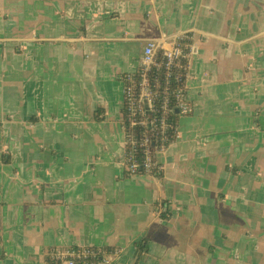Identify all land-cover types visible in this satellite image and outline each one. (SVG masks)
I'll return each mask as SVG.
<instances>
[{"label":"crops","instance_id":"1","mask_svg":"<svg viewBox=\"0 0 264 264\" xmlns=\"http://www.w3.org/2000/svg\"><path fill=\"white\" fill-rule=\"evenodd\" d=\"M150 40L187 48L194 106L160 177L126 174ZM146 239L140 264H264V0H0V264Z\"/></svg>","mask_w":264,"mask_h":264},{"label":"bare ground","instance_id":"2","mask_svg":"<svg viewBox=\"0 0 264 264\" xmlns=\"http://www.w3.org/2000/svg\"><path fill=\"white\" fill-rule=\"evenodd\" d=\"M150 44L154 45L155 47L153 54L154 62L162 65L160 71H157L154 68V66H150V69L147 72L143 71V67H145V63H146L145 50ZM16 49L19 52H22L25 49V46L23 43H20L18 46H16ZM188 54L189 52L187 51V48L179 42L174 44L172 50L165 49L163 47V44L158 40L155 41L150 40L146 42L144 46V51L142 53V57L140 59V68H139L140 81L132 82L130 86L131 89H133V91H135L136 93L148 89L153 94H157V95L163 92L176 91L180 94L181 97H186V105L191 110V114H193L194 106L186 96L185 94L186 90H182L181 88L178 87L179 83H181L183 78L186 76V71L188 69V66L186 64V61L188 59ZM171 57H173V61L169 63ZM168 63L170 64L169 66ZM168 75H171L172 77L169 82H167ZM144 78L147 79L149 85L140 84L141 80ZM155 81L159 82V86L151 87L150 84ZM125 97L128 98V95H126ZM179 104L180 103L177 97L174 99L173 98L170 99L166 103L164 102V99H154L152 102H150V106L152 109L151 114L155 117L156 121L154 123H148L147 127L154 135L157 134L161 135V125L162 123H165V127L167 129V136L162 145V147H165L164 149H167L173 142L177 140L178 127H179V122L178 123L170 122L169 119L170 114H165V111L173 109L174 112L171 114L175 113L181 116L183 110L179 106ZM172 135H174L173 142L170 141ZM158 151L154 153V157L156 159L159 155ZM125 159H126V165H128L129 163L127 161V157ZM161 172L162 169L160 168V165H157V169L155 170V172L154 171L149 172L146 168L140 167L134 174H138V175L148 174L151 176L158 177V173L162 174ZM160 211L162 212L161 209ZM165 211H167V209H165ZM57 251L61 252L60 254L64 259L67 258L68 256L72 257L76 261V264H110L112 262V259L118 254L117 250H109L107 248H100V247H55L52 249H48L46 251L45 264L60 263L58 259L59 253Z\"/></svg>","mask_w":264,"mask_h":264},{"label":"built area","instance_id":"3","mask_svg":"<svg viewBox=\"0 0 264 264\" xmlns=\"http://www.w3.org/2000/svg\"><path fill=\"white\" fill-rule=\"evenodd\" d=\"M154 45L150 44L146 50H145V67H143V71L147 72L150 69V66H154V68L157 71L161 70V64L155 63L153 60V54H154ZM173 61V57L170 58L169 63ZM168 63V66L170 65ZM168 81L171 80V75H168ZM140 81V80H139ZM142 85H149V82L146 78L141 80ZM151 87H157L159 86V82L155 81L150 84ZM128 91V103L127 107L124 112V119L123 123L125 126L129 128V131L126 132L127 139L126 144L128 145L126 157L128 161L127 170L130 174H134L140 167L146 168L149 172H152V162L154 157V152H152L149 148V144L152 143V147L156 145V141H151L153 139L157 140L161 146L160 149L157 151L164 152L166 149L165 147H162L164 140L167 136V129L165 127V123H162L161 125V135L157 134L154 135L147 127L148 123H154L155 117L151 114L152 109L150 106V102H152L154 99H164V102H168L170 99H172L171 92H163L159 95L153 94L150 90L145 89L142 92L136 93L133 91V89H127ZM179 100V106L182 108V114L181 116H189L191 114V110L186 105V97H181L178 95ZM166 105V104H165ZM174 110H166L165 114H171ZM141 129L149 130V133L145 135L141 134L140 137H138L136 134H134L133 130ZM143 151H142V150ZM132 154V155H131ZM136 155V156H135ZM138 157V158H137ZM59 253L58 259L60 261L59 264H76V261L68 256L67 258H63L61 256V252L57 251Z\"/></svg>","mask_w":264,"mask_h":264},{"label":"trees","instance_id":"4","mask_svg":"<svg viewBox=\"0 0 264 264\" xmlns=\"http://www.w3.org/2000/svg\"><path fill=\"white\" fill-rule=\"evenodd\" d=\"M123 80L125 81L124 82L125 83V87L126 88H129L131 86V83L133 81L138 82V80H139V74L134 75V77H132L130 79H129V76L128 75H124L123 76ZM182 86H183V83H181V85H179V87H182ZM171 95H172V97L174 99V98L177 97V92L176 91H172L171 92ZM169 119H170V122L171 123H178L179 122V119H180V116L177 115V114H175V113L174 114H170L169 115ZM145 132H146V134H148L149 133V130L146 129V130H143L142 131L141 129H137L135 134L138 137H140L141 134L145 135ZM172 132H173V130H172ZM151 141H156V145L154 147H152V143L149 144L150 150L155 153L160 148V144L155 139H153ZM170 141L171 142L174 141V135H172ZM151 168H152V171H154V172L157 169L156 158L153 159ZM126 174L127 175H131L127 171H126ZM158 176L160 177V176H162V174H159L158 173ZM161 215H162V217L164 219H169L170 216H171V213L169 212V209L167 208V211H165V209H164V211L162 210ZM149 243H150L149 242V239H146V240H144V241H142V242H140V243H138V244L135 245V247H136V255H135V262H134V264H140L145 259L146 255L148 254V251H149Z\"/></svg>","mask_w":264,"mask_h":264},{"label":"rangeland","instance_id":"5","mask_svg":"<svg viewBox=\"0 0 264 264\" xmlns=\"http://www.w3.org/2000/svg\"><path fill=\"white\" fill-rule=\"evenodd\" d=\"M123 124H124V123H123ZM123 129H124L125 140H126L127 137H128L127 134H126V132L129 131V128H128L127 126L124 125V128H123ZM133 132H134V134H135V133H136V130L134 129ZM127 148H128V145L126 144V146H125L126 152H127Z\"/></svg>","mask_w":264,"mask_h":264}]
</instances>
